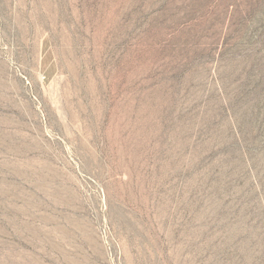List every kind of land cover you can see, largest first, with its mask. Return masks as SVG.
Returning <instances> with one entry per match:
<instances>
[{
	"label": "rangeland",
	"instance_id": "rangeland-1",
	"mask_svg": "<svg viewBox=\"0 0 264 264\" xmlns=\"http://www.w3.org/2000/svg\"><path fill=\"white\" fill-rule=\"evenodd\" d=\"M0 264H264V0H0Z\"/></svg>",
	"mask_w": 264,
	"mask_h": 264
}]
</instances>
